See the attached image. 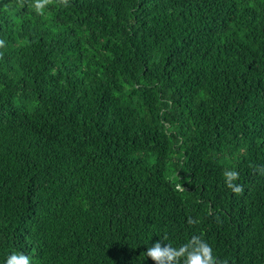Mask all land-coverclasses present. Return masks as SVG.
<instances>
[{"label":"trees","instance_id":"obj_1","mask_svg":"<svg viewBox=\"0 0 264 264\" xmlns=\"http://www.w3.org/2000/svg\"><path fill=\"white\" fill-rule=\"evenodd\" d=\"M0 264H264V0H0Z\"/></svg>","mask_w":264,"mask_h":264}]
</instances>
